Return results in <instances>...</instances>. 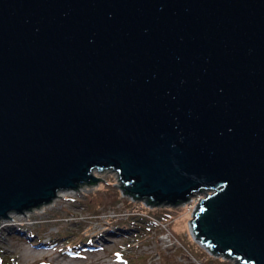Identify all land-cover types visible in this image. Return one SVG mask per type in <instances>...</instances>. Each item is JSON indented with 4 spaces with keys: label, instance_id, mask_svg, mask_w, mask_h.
<instances>
[{
    "label": "water",
    "instance_id": "obj_1",
    "mask_svg": "<svg viewBox=\"0 0 264 264\" xmlns=\"http://www.w3.org/2000/svg\"><path fill=\"white\" fill-rule=\"evenodd\" d=\"M94 167L264 264V0H0V218Z\"/></svg>",
    "mask_w": 264,
    "mask_h": 264
},
{
    "label": "rangeland",
    "instance_id": "obj_2",
    "mask_svg": "<svg viewBox=\"0 0 264 264\" xmlns=\"http://www.w3.org/2000/svg\"><path fill=\"white\" fill-rule=\"evenodd\" d=\"M91 172L95 183L0 218L1 264H239L191 234L193 211L211 189L149 205L120 190L114 169Z\"/></svg>",
    "mask_w": 264,
    "mask_h": 264
},
{
    "label": "trees",
    "instance_id": "obj_3",
    "mask_svg": "<svg viewBox=\"0 0 264 264\" xmlns=\"http://www.w3.org/2000/svg\"><path fill=\"white\" fill-rule=\"evenodd\" d=\"M90 183H95V182L90 181ZM121 185H124V183H121ZM204 189H206V188H200L199 190H204ZM123 193H124V194H128V195H130L131 197H133V198H135V199H136V198H142V199H144L145 202H146L147 204H149V205H156V204H159V203H160V202H158V201H155V200H154L152 197H150V196H148V197H140V196H137V195L131 194V193L127 192V191H125V192H123ZM188 196H189V194L187 195L186 199L188 198ZM180 202H181V200H177L176 202H174V204H177V203H180ZM211 251H212V253L217 254V252H215L213 249H211ZM218 255H220V254H218ZM224 257H228V258L234 259V256L231 255L230 252H226ZM236 262H237V263H240V264H243V262H240L239 260H237ZM0 264H1V263H0Z\"/></svg>",
    "mask_w": 264,
    "mask_h": 264
},
{
    "label": "bare ground",
    "instance_id": "obj_4",
    "mask_svg": "<svg viewBox=\"0 0 264 264\" xmlns=\"http://www.w3.org/2000/svg\"><path fill=\"white\" fill-rule=\"evenodd\" d=\"M81 183H83V182H80L79 184H81ZM79 184L76 186V187H78L79 186ZM120 187H121V185H120ZM71 188H68V189H60V190H58V191H61V190H63L62 191V193H60V194H64V193H66L67 191H69ZM120 190H121V188H120ZM122 192H124V191H122ZM52 200V199H51ZM186 200V199H185ZM185 200H183V201H181V202H184ZM178 204V203H177ZM23 212V211H22ZM10 213V212H9ZM189 226H190V223H189Z\"/></svg>",
    "mask_w": 264,
    "mask_h": 264
},
{
    "label": "built area",
    "instance_id": "obj_5",
    "mask_svg": "<svg viewBox=\"0 0 264 264\" xmlns=\"http://www.w3.org/2000/svg\"><path fill=\"white\" fill-rule=\"evenodd\" d=\"M200 191H203V190H196V191L191 192V194H192V193H195V192H200ZM197 196H198V195H197ZM198 197H199V196H198ZM187 199H188V198H187ZM187 199H186L185 201H187ZM185 201H184V202H185ZM199 201H200V200H199ZM198 204H199V202H198ZM198 204H197V206H198ZM197 206H196V207H197ZM195 210H196V208L194 209L193 213L195 212Z\"/></svg>",
    "mask_w": 264,
    "mask_h": 264
}]
</instances>
